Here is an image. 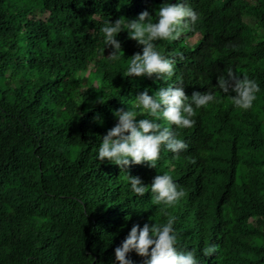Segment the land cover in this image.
Segmentation results:
<instances>
[{"label":"trees","instance_id":"1","mask_svg":"<svg viewBox=\"0 0 264 264\" xmlns=\"http://www.w3.org/2000/svg\"><path fill=\"white\" fill-rule=\"evenodd\" d=\"M164 3L199 17L178 39L155 41L175 59V75L124 77L143 46L123 30V53L109 59L102 27L145 10L155 22ZM228 68L259 85L251 109L218 88ZM178 78L189 102L193 91L215 97L195 109L191 128L156 121L187 150L162 147L155 168L101 163L114 111ZM163 174L185 192L166 209L127 178L148 186ZM168 215L177 249L198 264H264V0H0V264H118L115 249L134 224H164ZM212 245L218 250L205 256ZM128 257L143 264L134 251Z\"/></svg>","mask_w":264,"mask_h":264},{"label":"clouds","instance_id":"2","mask_svg":"<svg viewBox=\"0 0 264 264\" xmlns=\"http://www.w3.org/2000/svg\"><path fill=\"white\" fill-rule=\"evenodd\" d=\"M155 17L157 19L153 22V16L145 10L137 19L126 20L121 17L114 23L107 21L102 27L105 44L113 49L108 55L109 59H118L123 53L121 43L116 39L123 30H127L129 39L143 46L142 54L137 52L131 57L124 77L155 76L157 79H164L175 75V59L161 55L156 50L155 41L178 39L185 29L196 24L198 14L184 3H164L156 11ZM216 84L229 97L234 107L244 111L252 108L256 93L260 91L255 80L250 79L246 73L237 74L232 68L227 69L226 75L219 76ZM232 92L235 95H231ZM214 99L211 93L193 91L189 102L183 80L179 78L177 84L160 88L154 96H150L148 90L141 92L136 96L134 107L114 111L118 123L102 137L97 159L101 163L107 160L121 170L132 164H147L155 168L162 147L176 155L189 147L184 140L177 138V134L169 126L193 127L195 109L206 107ZM137 107L143 111H136ZM138 116L146 118L137 121ZM161 119L167 121L169 126L156 122ZM127 178L134 193L143 197L150 190L152 203L162 205L165 209L174 206L185 196L184 190L178 189L168 174L156 175L148 186L138 176L128 175ZM175 219L168 215L164 224L145 223L143 227L134 224L122 244L115 249L118 264H133L128 257L133 251L144 258L143 264H198L192 251L177 249L178 236L173 227ZM217 250L216 245L208 246L203 249V254L211 256Z\"/></svg>","mask_w":264,"mask_h":264},{"label":"rangeland","instance_id":"3","mask_svg":"<svg viewBox=\"0 0 264 264\" xmlns=\"http://www.w3.org/2000/svg\"><path fill=\"white\" fill-rule=\"evenodd\" d=\"M193 41V40H192Z\"/></svg>","mask_w":264,"mask_h":264}]
</instances>
